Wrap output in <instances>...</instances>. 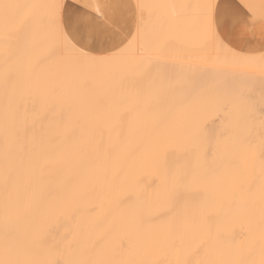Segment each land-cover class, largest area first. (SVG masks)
<instances>
[{"label":"snow or ice","instance_id":"snow-or-ice-1","mask_svg":"<svg viewBox=\"0 0 264 264\" xmlns=\"http://www.w3.org/2000/svg\"><path fill=\"white\" fill-rule=\"evenodd\" d=\"M0 20V264H136L98 252L80 224L49 243L48 220L75 221L100 186L122 189L133 219L159 221L169 264H192L193 247L196 264H235L208 227L224 210V160L246 187L236 203L259 216L264 264V0H78L74 13L0 0Z\"/></svg>","mask_w":264,"mask_h":264},{"label":"bare ground","instance_id":"bare-ground-1","mask_svg":"<svg viewBox=\"0 0 264 264\" xmlns=\"http://www.w3.org/2000/svg\"><path fill=\"white\" fill-rule=\"evenodd\" d=\"M8 3L27 4L33 2H50V0H4ZM135 2V0H132ZM67 13H74L78 7V0H65ZM28 10L22 9L12 14L10 26L19 28L23 19L28 15ZM3 22L0 20V30ZM259 40L246 45V48L258 50ZM220 122L216 121V125ZM216 125H213L215 127ZM245 146L258 144V137L254 134L242 136ZM259 152H256L257 166L255 168L254 180L259 183ZM243 164V158H241ZM184 159L180 156L174 161L175 166H181ZM234 163L224 160L216 169V177L225 189L223 195V211H216L212 214L208 227L213 232H220L225 241L234 245L231 251L225 252L221 259L235 262V264H249L255 260L260 261L261 233L259 216L249 222L238 203L246 197V187L241 190L232 187L234 182ZM138 180L142 185L152 184L154 176L148 170L138 173ZM216 185L209 184L206 192L209 199L216 195ZM231 188V190H230ZM235 191V196L233 195ZM132 200H126L123 190L109 191L103 186L97 187L95 194L79 201L76 207L79 209L76 220L73 221L66 214H59L47 222V231L51 233L48 237L51 243V236L57 240L69 236L76 229L77 224L85 227L92 239L99 240L97 251L103 249V254L109 258L135 261L136 264H169L176 256L170 253L160 241L159 221L150 216L143 218H132ZM41 208L36 209L37 217ZM230 211V214H229ZM204 250L197 251L193 247L190 257L192 264L204 257Z\"/></svg>","mask_w":264,"mask_h":264}]
</instances>
